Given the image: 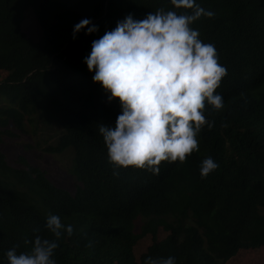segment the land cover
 <instances>
[{"label":"trees","instance_id":"obj_1","mask_svg":"<svg viewBox=\"0 0 264 264\" xmlns=\"http://www.w3.org/2000/svg\"><path fill=\"white\" fill-rule=\"evenodd\" d=\"M214 15L190 27L212 44L226 68L215 90L223 107L205 102L211 122L197 134L198 150L184 162L161 161L159 172L116 166L98 128L121 112L94 82L84 57L91 42L131 14L143 19L157 10L190 13L171 0H0V142L10 126L58 123L62 134L47 151H74L72 172L82 182L74 193L53 184L34 166L20 172L0 148V264L6 252L27 251L36 235L57 239L45 227L58 215L62 230L56 264H144L147 257L173 256L176 264H225L241 250L264 246V0H197ZM29 8L43 34L23 32ZM91 18L98 31L77 33ZM3 102V103H2ZM218 167L201 176V161ZM117 173V174H114ZM144 217L141 232L134 220ZM162 227L168 234L159 239ZM152 241L139 258L134 248L145 233Z\"/></svg>","mask_w":264,"mask_h":264},{"label":"clouds","instance_id":"obj_2","mask_svg":"<svg viewBox=\"0 0 264 264\" xmlns=\"http://www.w3.org/2000/svg\"><path fill=\"white\" fill-rule=\"evenodd\" d=\"M175 8L190 13L157 10L143 19L131 14L91 42L84 57L92 80L101 84L108 100L119 99L121 112L114 124H100L98 131L106 145L107 156L116 166H134L156 174L161 161L184 162L198 150L197 134L211 122L204 115L205 102L215 109L223 107L222 96L215 93L226 68L218 63L215 47L199 39L190 27L201 15L214 13L202 8L197 0H171ZM85 30L98 31L91 18L73 25L72 35ZM218 167L212 157L201 161L200 174ZM114 174H117L114 172ZM45 227L59 238L62 230L73 232L60 217L50 214ZM57 239L36 235L25 244L27 251L6 252L8 264H56ZM144 264H176L173 256L147 257Z\"/></svg>","mask_w":264,"mask_h":264},{"label":"rangeland","instance_id":"obj_3","mask_svg":"<svg viewBox=\"0 0 264 264\" xmlns=\"http://www.w3.org/2000/svg\"><path fill=\"white\" fill-rule=\"evenodd\" d=\"M22 29L30 38L37 41L43 34L39 18L34 9L29 8L25 13ZM4 73L0 71V79ZM3 103V102H2ZM12 136L3 137L0 148L5 153L10 165L20 172L34 166L41 169L47 178L55 185L74 193L82 182L72 172L74 163V151L68 148L62 153L47 151L48 146H55L62 134V126L58 123H37L25 122V129L20 130L10 126ZM264 214V207L260 208ZM144 217L139 216L134 220L135 229L141 232ZM168 232L162 227L159 228L158 237L163 239ZM152 241V235L145 232L137 241L134 252L139 258L145 252ZM225 264H264V246L256 249L241 250L236 256Z\"/></svg>","mask_w":264,"mask_h":264}]
</instances>
